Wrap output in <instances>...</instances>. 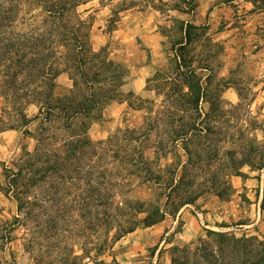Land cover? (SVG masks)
Listing matches in <instances>:
<instances>
[{
    "label": "trees",
    "instance_id": "obj_1",
    "mask_svg": "<svg viewBox=\"0 0 264 264\" xmlns=\"http://www.w3.org/2000/svg\"><path fill=\"white\" fill-rule=\"evenodd\" d=\"M91 1L8 0L4 8L0 0V92L14 100L29 99L3 107L7 121H1L0 132L26 128L35 120L39 129L36 134L24 130L35 141L31 151H23L12 167L0 162V192L15 201L17 211L8 227L31 235L24 247L31 254L41 236L56 244L68 237L75 242L85 238L81 254L72 249L62 255L57 245L50 246L34 256V264H106L101 257L126 235L175 219L206 193L230 196L234 189L229 177L243 176L241 168L246 165L264 170V139L249 136L238 121L229 126L217 95L222 90L197 73L209 71L210 59H197L187 51L194 39L191 29L200 28L192 24L185 27L173 57L175 77L162 79L174 84L159 85L155 92L162 98L155 112L157 132L126 128L93 142L88 130L99 113L122 96L113 85L122 73L106 75V69L95 65L100 54L89 42L94 17L84 19L85 11H78ZM98 1L101 7H110L109 32L116 29L123 11L138 4ZM63 73L72 76L73 88L58 96L54 91ZM208 96L205 112L201 104ZM142 102L145 106L140 108L150 113L153 101ZM30 105L38 109L33 118L26 114ZM260 208L264 211V185ZM79 213L84 223L79 222ZM204 232L207 239H197L199 247L190 259L188 248L186 257L179 259L178 248L173 247L171 264H264V237Z\"/></svg>",
    "mask_w": 264,
    "mask_h": 264
},
{
    "label": "rangeland",
    "instance_id": "obj_2",
    "mask_svg": "<svg viewBox=\"0 0 264 264\" xmlns=\"http://www.w3.org/2000/svg\"><path fill=\"white\" fill-rule=\"evenodd\" d=\"M162 1L163 4L158 0H138L136 6L121 13L119 24L111 32L107 30L106 21L110 7H101L98 0H93L78 8L79 12L85 11L84 19L94 17L89 42L92 51L100 54L95 60L96 67L102 68V71L106 69V75L119 71L122 73L113 84L121 91L122 96L117 95L99 113L98 119L88 130L90 139L93 142L105 141L115 131H124L126 128L142 127V131L152 128V134L157 132L156 125L159 124L155 112L161 108L162 98L155 92L159 85L174 84H165L162 79L167 75L172 79L175 77L171 66L175 60L173 57L175 51L179 49L178 43L183 41L185 27L192 24L200 28L191 29L194 39L187 51L190 52V56L197 59L205 57L210 59L209 71L197 73L199 76L207 77L210 85L214 86L217 83L222 90L220 93L217 92V95L220 94L219 99L222 102L220 107L225 111L224 117L230 120L227 123L232 126V123L238 121L247 128L249 136L256 137L257 141H263L264 0ZM2 6L4 8L8 6V0H4ZM57 80L61 84L57 85L54 91L56 95L62 96L73 88V79L68 73L61 74ZM207 82L204 85H207ZM28 100V97L14 100L0 92V126L3 125L1 121H7L2 118L3 107L12 103L22 104ZM209 100L210 96L201 104L205 112L209 110ZM142 101H153L149 106L150 113L146 114L145 110L140 108L145 106ZM237 104H240V107H236ZM37 113L35 105H30L26 110L29 118H33ZM37 123L38 120H35L26 128L0 132V162L12 167L23 151L33 149L35 141L24 135V130L39 133ZM160 127L162 128L161 124ZM241 172L243 176H230L228 179L234 189L230 196L218 198L212 193H206L194 206L181 209L175 219L169 217L150 229L136 230L140 242L146 239L144 238L146 235L152 237L147 238V241H150L155 237L158 239L166 232L164 236L173 243L163 244L164 251L157 264H171L173 247L178 248L175 254L177 258L183 259L186 257L184 252L189 250L188 258H192L193 249L199 247L197 239L199 237L207 239L204 229L228 232L236 237L242 235L258 239L264 237V211L260 208L264 170H251L246 165L241 168ZM1 174L0 165V182H3ZM79 214V222L84 223V218L81 213ZM16 215L15 201L0 192V264H34L33 258L36 254L47 252L50 246L56 245L62 255L69 254L68 251L72 249L76 250V254H81L79 246L85 239L84 236L76 242L69 237L64 238L59 244L47 242L41 236L38 237L39 245H33L32 248L36 252L31 254L25 251L24 247L29 245L31 235H26L23 228L11 231L8 227ZM185 223L188 225L185 226ZM182 231L184 233L180 239ZM197 233L200 234L197 235L198 238ZM97 236L101 240L102 232ZM8 238L11 239L9 242ZM191 239H194L195 245L185 246ZM75 244L78 245L74 246ZM118 244L119 241L110 252L101 257L106 264H118L119 250L115 249ZM152 250L153 246L141 251L142 255L139 253L140 255L127 256L123 263L131 260V264H156L155 258L151 256ZM84 262L79 264H93Z\"/></svg>",
    "mask_w": 264,
    "mask_h": 264
},
{
    "label": "crops",
    "instance_id": "obj_3",
    "mask_svg": "<svg viewBox=\"0 0 264 264\" xmlns=\"http://www.w3.org/2000/svg\"><path fill=\"white\" fill-rule=\"evenodd\" d=\"M60 77V76H59ZM58 77V78H59ZM57 78V79H58ZM57 85H60L61 83L57 80ZM182 218V217H181ZM188 223H185V226H187ZM154 227V226H152ZM152 227H148V228H145V229H150ZM183 231L180 233V239L182 238V235H183ZM136 231L133 232V233H130L128 235H126L125 237H123L120 241L119 240V244L116 245L115 249L119 250V256H117V262L118 264H131V260H129L128 262H124V259L127 257V256H135L136 254L137 255H142L143 253H140L141 251H143L145 248H149V247H152L153 246V250L151 252V256L153 257V259L155 258V261H156V264L158 262V260L160 259L161 255H162V252L164 251V248H163V244H173L172 242H169V240L166 239V237L164 235H166V232L162 233L158 239L155 237V239H150V241H153L150 243V241H147L148 239L147 238H152V237H148L147 235L144 237L146 238L145 240L143 239V236H141V238L144 240L143 242H140L139 238L137 235H136ZM200 234H196V236ZM164 236V238H163ZM197 236V238L199 237ZM154 238V237H153ZM179 239V240H180ZM194 239H191V242H193ZM118 243V242H117ZM154 246H156V248H154ZM140 253V254H139ZM121 259H119V258ZM151 257V258H152ZM88 263V262H87ZM93 263V262H91ZM89 264V263H88ZM95 264V263H93Z\"/></svg>",
    "mask_w": 264,
    "mask_h": 264
}]
</instances>
